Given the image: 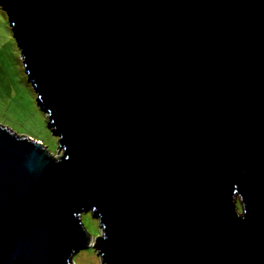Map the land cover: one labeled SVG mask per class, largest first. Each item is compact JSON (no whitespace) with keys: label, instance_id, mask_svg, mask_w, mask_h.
Here are the masks:
<instances>
[{"label":"water","instance_id":"water-1","mask_svg":"<svg viewBox=\"0 0 264 264\" xmlns=\"http://www.w3.org/2000/svg\"><path fill=\"white\" fill-rule=\"evenodd\" d=\"M0 4L61 152L0 123V264H264V0Z\"/></svg>","mask_w":264,"mask_h":264},{"label":"rangeland","instance_id":"rangeland-1","mask_svg":"<svg viewBox=\"0 0 264 264\" xmlns=\"http://www.w3.org/2000/svg\"><path fill=\"white\" fill-rule=\"evenodd\" d=\"M0 12V123L13 130L40 138L51 153L57 155L59 136L49 126L48 115L42 108L33 83L22 59L8 12ZM241 211V202H237ZM93 240L102 234L99 219L91 211L82 213ZM73 264H103L95 246H82L73 253Z\"/></svg>","mask_w":264,"mask_h":264},{"label":"snow or ice","instance_id":"snow-or-ice-1","mask_svg":"<svg viewBox=\"0 0 264 264\" xmlns=\"http://www.w3.org/2000/svg\"><path fill=\"white\" fill-rule=\"evenodd\" d=\"M0 12H2V7H0Z\"/></svg>","mask_w":264,"mask_h":264}]
</instances>
